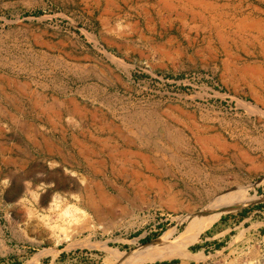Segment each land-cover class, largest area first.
Returning <instances> with one entry per match:
<instances>
[{
	"label": "rangeland",
	"instance_id": "obj_1",
	"mask_svg": "<svg viewBox=\"0 0 264 264\" xmlns=\"http://www.w3.org/2000/svg\"><path fill=\"white\" fill-rule=\"evenodd\" d=\"M202 2L227 6L0 0V74L45 107L46 147L61 141V153L51 148L0 181V264H264V26L252 27L264 20V0ZM221 17L248 23L238 34L217 25ZM76 145L105 160L103 171L85 166ZM219 181L250 187L248 201L223 212L182 258L150 260L158 252L148 246L173 242L186 216L205 214L198 194ZM80 186L94 189L101 212L80 203Z\"/></svg>",
	"mask_w": 264,
	"mask_h": 264
},
{
	"label": "bare ground",
	"instance_id": "obj_2",
	"mask_svg": "<svg viewBox=\"0 0 264 264\" xmlns=\"http://www.w3.org/2000/svg\"><path fill=\"white\" fill-rule=\"evenodd\" d=\"M168 1V0H167ZM171 1V0H170ZM192 5H197V6H203L202 8H204V9H207V10H209V8L210 7H213L214 9H217L218 11H223L224 9H225V7L227 6V5H220V4H218L217 6H215V4H210V3H205V2H202L201 0H188ZM220 2V1H219ZM165 3H167V2H165ZM164 3V4H165ZM171 3V2H170ZM169 3V4H170ZM217 4V3H216ZM227 4V3H226ZM168 5V4H167ZM242 5V4H241ZM166 6V5H165ZM156 7V6H155ZM171 7V6H170ZM154 8V7H153ZM258 8V7H257ZM255 10H256V8H254ZM145 10V9H144ZM205 11V10H204ZM196 13V12H195ZM237 13H239L242 17H243V13H241V12H237ZM199 15V14H198ZM221 15V14H220ZM202 16V15H201ZM222 16H223V13H222ZM246 17V16H245ZM202 18V17H201ZM244 18V17H243ZM243 18H241V19H237V20H235L236 22L234 23V22H232V21H228V19L226 20H224L223 19V17H221V21L220 22H222L221 24H220V22L217 24V25H222V24H226V25H230L232 28H230V29H233V30H237V32H238V34L239 33H241L242 31H244V28H245V24L246 23H248V17L247 18H245V19H243ZM217 19V18H216ZM209 22H211V23H215V20L214 19H211V21H209ZM251 22V21H250ZM253 26L252 27H257V28H260V27H263L264 26V20L263 19H260V20H255L253 23ZM198 26V25H197ZM225 26V25H224ZM218 27V26H217ZM247 27V26H246ZM249 27V26H248ZM215 28V27H214ZM223 28V27H222ZM249 29V28H248ZM223 30V29H222ZM232 30V31H233ZM256 30H258V29H256ZM255 30V31H256ZM246 31H247V29H246ZM245 31V32H246ZM218 32V31H217ZM259 32H260V30H259ZM233 33V32H232ZM236 33H235V31H234V35H235ZM259 35H260V33H259ZM264 35V34H263ZM262 35V36H263ZM238 36V35H237ZM240 36V35H239ZM241 36H242V34H241ZM226 37V36H225ZM254 37V36H253ZM257 37V36H256ZM259 37V36H258ZM257 37V38H258ZM221 38V37H220ZM238 38H240V37H238ZM254 39V38H253ZM237 40V39H236ZM241 40V39H240ZM249 42V41H248ZM228 45V44H227ZM226 45V46H227ZM264 50V49H263ZM57 99V98H56ZM62 103V102H61ZM79 107V106H78ZM78 107H76V108H78ZM49 108V107H48ZM73 108H75V107H73ZM75 108V109H76ZM82 109V108H81ZM96 109V108H95ZM71 110V109H70ZM74 110V109H73ZM79 110V109H78ZM60 112V111H59ZM61 113V112H60ZM76 114V113H75ZM74 114V115H75ZM79 114V113H78ZM77 114V115H78ZM80 115V114H79ZM103 119V118H102ZM60 120V119H59ZM72 120V119H71ZM74 122V121H73ZM76 122V121H75ZM71 123V122H70ZM69 124V123H68ZM77 124V123H76ZM70 126V125H69ZM64 129H65V127H63ZM171 129V128H170ZM196 129H198V127L196 128ZM195 129V130H196ZM167 130V129H166ZM202 130V129H201ZM63 131H66V130H63ZM177 131V130H176ZM175 131V132H176ZM199 131V130H198ZM203 131H205V130H203ZM178 132V131H177ZM194 132V131H193ZM182 133H184V132H182ZM204 133V132H203ZM75 136V135H74ZM83 136H84V134H83ZM85 136H86V134H85ZM172 136V135H171ZM201 136V135H200ZM214 137V136H213ZM185 138V137H184ZM202 138V137H201ZM205 138V137H204ZM210 138V137H209ZM212 138V137H211ZM79 139V138H78ZM186 139V138H185ZM195 139H197V138H195ZM74 140H75V138H74ZM106 140V139H105ZM173 140V139H172ZM178 140V139H177ZM201 140V139H200ZM205 140H207V139H205ZM210 140H212V139H210ZM75 141H77V140H75ZM84 141V140H83ZM89 141V140H88ZM95 141V140H94ZM175 141V140H174ZM204 141V140H203ZM203 141H201V143L203 144L202 146H203V151H208L209 150V148L210 147H208L207 145H206V143L207 142H203ZM215 141H216V139H215ZM215 141H214V143H215ZM91 142V141H90ZM97 142V141H96ZM177 142V141H176ZM191 142V141H190ZM209 142H211V141H209ZM76 143V142H75ZM75 143H73V144H75ZM98 143V142H97ZM104 143V142H103ZM198 143V142H197ZM213 143V144H214ZM217 143V142H216ZM72 144V143H71ZM72 144V145H73ZM86 144V143H85ZM119 144V143H118ZM130 144V143H129ZM132 144H134L133 142H132ZM226 144V143H225ZM90 145V144H89ZM88 145V146H89ZM95 145V144H94ZM100 145H102V144H100ZM116 145V144H115ZM136 145V144H135ZM215 145V144H214ZM234 145V144H233ZM77 146V150H78V152H77V154H80L82 157H84V159H85V162H87V165H85V166H87V167H89L90 169H91V171H93L95 174L97 173V172H100V170H101V168L103 167V162H105V160L104 161H100V160H97V159H95L94 158V153L92 152V148H90V149H88L89 151H87V152H85V150H83V145H80V146H78V145H76ZM96 146V145H95ZM95 146H94V148H95ZM103 146V145H102ZM105 146H107V145H105ZM114 146V145H113ZM133 146V145H132ZM175 146H177V145H175ZM223 146V145H222ZM225 146V145H224ZM74 147V146H73ZM85 147H87V146H85ZM84 147V148H85ZM98 147V146H97ZM119 147V146H118ZM130 147V146H129ZM135 147V146H134ZM180 147H183V146H180ZM198 147V146H197ZM218 147V146H217ZM109 148V147H108ZM199 148H201L200 146H199ZM92 149V150H91ZM103 149H104V147H103ZM111 149V148H110ZM115 149V148H114ZM120 149V148H119ZM123 149V148H122ZM61 150V149H60ZM130 150V149H129ZM212 149H210L209 151H211ZM213 150H214V148H213ZM212 150V151H213ZM104 151V150H103ZM183 151V150H182ZM190 151V150H189ZM208 151V152H209ZM221 151V150H220ZM95 152V151H94ZM131 152V151H130ZM202 152V151H201ZM135 153H137V152H135ZM142 153V152H141ZM140 153V154H141ZM178 153V152H177ZM182 153V152H181ZM189 153V152H188ZM204 153V152H203ZM207 153V152H206ZM210 153V152H209ZM208 153V154H209ZM214 153V152H213ZM70 154V153H69ZM106 154V153H105ZM124 154V156H126L127 157V154L126 153H123ZM126 154V155H125ZM132 154H133V152H132ZM197 154V153H196ZM199 154V153H198ZM202 154V153H201ZM122 155V154H121ZM144 155V154H143ZM203 155V154H202ZM205 155V154H204ZM212 155V156H211ZM210 156L213 158V154H211ZM214 155H216V154H214ZM61 156V155H60ZM64 156V155H63ZM73 156V155H72ZM110 156H112V154L110 155ZM109 156V157H110ZM129 156V155H128ZM142 156V155H141ZM140 156V157H141ZM66 157V156H65ZM119 156H117V158H118ZM174 157V156H173ZM176 157H178V156H176ZM199 157V156H198ZM203 157V156H202ZM205 157V156H204ZM216 157H217V155H216ZM62 158V157H61ZM116 158V157H115ZM143 158V157H142ZM148 158V157H147ZM212 158H211V160H212ZM214 158H215V156H214ZM219 158V157H218ZM63 159V158H62ZM80 159V158H79ZM100 159V158H99ZM102 159V158H101ZM121 159V158H120ZM200 159V158H199ZM205 159V158H204ZM216 159V158H215ZM77 160V157H75L74 159H72L71 160V163H73V162H75ZM103 160V159H102ZM113 160V159H112ZM146 160V159H145ZM206 160V159H205ZM217 160V159H216ZM208 161V160H207ZM109 162V161H108ZM117 162V161H116ZM125 163H126V161H124ZM128 162V161H127ZM143 162H145V161H143ZM171 162V161H170ZM193 162V161H192ZM67 163V162H66ZM69 163V162H68ZM70 163V164H71ZM113 163V162H112ZM120 163V162H119ZM118 163V164H119ZM134 163V162H133ZM208 163V165L209 166H211L212 167V165H211V163H209V162H207ZM86 164V163H85ZM110 164V163H109ZM187 164V163H186ZM217 164V163H216ZM216 164H214V165H216ZM72 165V164H71ZM125 165V164H124ZM138 165V164H137ZM145 165V164H144ZM185 165V164H184ZM213 165V166H214ZM65 166V165H64ZM106 166V168H107V165H105ZM110 166V165H109ZM120 166H122V165H120ZM129 166V165H128ZM131 166V165H130ZM136 166V165H135ZM191 166V165H190ZM205 166H207V165H205ZM217 166V165H216ZM84 167V166H83ZM116 167H117V164H116ZM115 167V168H116ZM133 167V166H132ZM152 167V166H151ZM193 167V166H192ZM70 168V167H69ZM80 168V167H79ZM105 168V167H104ZM138 168V167H137ZM149 168V167H148ZM156 168V167H155ZM209 168V167H208ZM103 169V168H102ZM121 169V168H120ZM130 169V168H129ZM132 169V168H131ZM152 169V168H151ZM196 170H200V169H196ZM223 170V169H222ZM87 171V170H86ZM103 170H101V172H102ZM116 171V170H115ZM133 171V170H132ZM135 171V170H134ZM164 171V170H163ZM219 171V170H218ZM84 172V171H83ZM113 172H114V164H113ZM150 172V171H149ZM156 172V171H155ZM88 173V172H87ZM92 173V172H91ZM129 173V172H128ZM92 175V174H91ZM94 175V174H93ZM139 176H141V175H138V177ZM226 176V175H225ZM232 176V175H231ZM87 177V176H86ZM134 177V176H133ZM227 177V176H226ZM225 177V178H226ZM230 177V176H229ZM233 177V176H232ZM94 178V177H93ZM96 178V177H95ZM132 178V177H131ZM134 178H136V177H134ZM140 178V177H139ZM143 178V177H142ZM141 178V179H142ZM145 178H147V179H149V177H145ZM224 178V179H225ZM237 178V177H236ZM100 179V178H99ZM146 179V180H147ZM199 179V178H198ZM218 179V178H217ZM69 180V179H68ZM97 180V179H96ZM137 180V179H136ZM161 180V179H160ZM216 180V179H215ZM214 180V181H215ZM220 180H221V178H220ZM238 180V179H237ZM144 181V180H143ZM217 181V180H216ZM64 182V181H63ZM68 182V181H67ZM72 182V181H71ZM96 182V181H95ZM138 182H139V179H138ZM142 182V181H141ZM61 183H62V181H61ZM73 183V182H72ZM71 183V184H72ZM144 183V182H143ZM162 183V182H161ZM163 183H165V181L163 182ZM207 183V182H206ZM205 183V184H206ZM215 183V182H214ZM222 183V184H221ZM66 184V183H65ZM78 184V183H77ZM148 184V183H147ZM155 184H157V183H155ZM158 184H159V181H158ZM133 185V184H132ZM166 185V184H165ZM71 186V185H70ZM86 186V185H85ZM84 186V188L82 189V187H81V190H83V192L84 193H82V195H80V198L79 199H81V201H80V203H82L83 204V206L85 207H89V208H91V209H93V211L94 212H99L100 211V205H98V203L96 202V200H95V194H94V189H95V193L97 194V197L100 199V202H106V197L108 198L109 196H107L106 194H108V193H106V192H104L105 190H104V188H103V185H101L100 183H96L95 185H94V189H90L89 187H85ZM163 186V185H162ZM167 186H170V185H167ZM230 186H231V184H230ZM78 187V186H77ZM105 187V186H104ZM112 187V186H111ZM134 187V186H133ZM138 187H140V186H138ZM155 187V186H154ZM206 187H208V186H206ZM64 188V187H63ZM137 188V187H136ZM165 188H166V186H165ZM165 188H164V190L163 191H165ZM250 188V187H249ZM248 187H243V185H242V187H237V188H232V186L231 187H229V185L228 184H226V183H224L223 184V182H218L216 185H211L209 188H205L203 191H201L202 193H200V194H198V199H199V204H200V207H202L203 208V210H204V215L203 216H199V215H195V216H186L185 218H184V220L188 223V225H187V227H186V229H185V231H184V233L181 235V236H179V237H177V238H175L174 239V241L173 242H171V243H167L166 245H164V243H160L159 241H157V242H155L154 244H152V245H150V246H148V248H150V250H149V252H151L153 255L155 254V253H157L156 255H154V256H152L151 258H150V260H158V259H169V258H173V257H180V258H182L184 255H183V252L186 250V251H188V249H189V243H190V241L191 240H193L195 237H197L201 232H203L204 230H206L207 228H209L218 218H219V216L223 213V212H226V211H228V210H230L231 208H233L235 205H237L238 203H245V202H247L248 201V198H247V191H248V189H249ZM75 189V188H74ZM145 189V188H144ZM144 189H142V190H144ZM146 189H148L147 187H146ZM154 189V188H153ZM156 189V188H155ZM171 189V187H169V190ZM67 190H69V189H67ZM137 190V189H136ZM167 190V189H166ZM173 190V189H172ZM70 191V190H69ZM79 191V190H78ZM168 191V190H167ZM192 191V190H191ZM199 191V190H198ZM73 192V191H72ZM154 192V191H153ZM162 192V191H161ZM170 192V191H169ZM74 193H75V191H74ZM106 193V194H105ZM147 193V192H146ZM160 193V192H159ZM170 194V193H169ZM192 194V193H191ZM72 195V194H71ZM179 195V194H178ZM191 196V195H190ZM54 197V196H53ZM79 197V196H78ZM77 197V198H78ZM193 198V197H192ZM55 199V198H54ZM53 199V200H54ZM64 197H57L56 196V200L57 201H55L56 202V204L58 205V207H60L59 205L61 204V202L63 201L64 202ZM19 201H21V200H19ZM66 201V200H65ZM178 201V200H177ZM109 202V201H108ZM198 202V201H197ZM60 203V204H59ZM78 203V202H77ZM191 203V202H190ZM103 204V203H102ZM194 204H196V203H194ZM80 205V204H79ZM51 206V205H50ZM53 206V205H52ZM192 206V205H191ZM189 208V207H188ZM188 208H187V210H188ZM192 210V209H191ZM193 210H195V209H193ZM202 210V211H203ZM72 211H70L69 209H67L66 210V214H70ZM101 212V211H100ZM103 212V211H102ZM190 213V212H189ZM101 214V213H100ZM203 217V218H202ZM200 218H202V219H200ZM145 250H147V249H145ZM165 251L164 253L162 252V251ZM114 252V251H113ZM117 252V251H116ZM113 255V254H112ZM115 257L117 258V259H121V260H124L127 256H126V254L125 253H118L117 252V254L115 255ZM123 264H125V263H123Z\"/></svg>",
	"mask_w": 264,
	"mask_h": 264
},
{
	"label": "crops",
	"instance_id": "obj_3",
	"mask_svg": "<svg viewBox=\"0 0 264 264\" xmlns=\"http://www.w3.org/2000/svg\"><path fill=\"white\" fill-rule=\"evenodd\" d=\"M25 86L17 79L0 74V181L9 175L23 174L51 148L55 154L61 153L60 140L58 143L54 140L46 147L45 137L40 131L45 125V107L40 109V103L35 97L31 99ZM60 115L58 112V122L56 115L52 118L57 129L61 127Z\"/></svg>",
	"mask_w": 264,
	"mask_h": 264
},
{
	"label": "trees",
	"instance_id": "obj_4",
	"mask_svg": "<svg viewBox=\"0 0 264 264\" xmlns=\"http://www.w3.org/2000/svg\"><path fill=\"white\" fill-rule=\"evenodd\" d=\"M163 264H170V263H163Z\"/></svg>",
	"mask_w": 264,
	"mask_h": 264
},
{
	"label": "clouds",
	"instance_id": "obj_5",
	"mask_svg": "<svg viewBox=\"0 0 264 264\" xmlns=\"http://www.w3.org/2000/svg\"><path fill=\"white\" fill-rule=\"evenodd\" d=\"M5 183H8V181H5Z\"/></svg>",
	"mask_w": 264,
	"mask_h": 264
}]
</instances>
